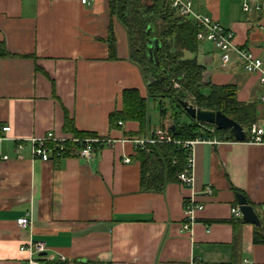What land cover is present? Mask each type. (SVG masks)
I'll use <instances>...</instances> for the list:
<instances>
[{"label": "crops", "instance_id": "1", "mask_svg": "<svg viewBox=\"0 0 264 264\" xmlns=\"http://www.w3.org/2000/svg\"><path fill=\"white\" fill-rule=\"evenodd\" d=\"M191 1L193 12L233 30L240 47L259 52L264 11L245 13L243 0ZM210 42L214 46L205 50L199 43L198 53L186 57L204 66L205 83L236 86L238 100L256 104L263 121L257 76L235 56L224 68L220 48ZM151 79L131 60L128 30L110 0H0V135L9 137L0 140V264H27L20 247L31 239L48 246L41 264H264V243L254 241L264 223V144L249 142L250 129L242 125L243 141L227 129L218 138L216 125L197 136L215 143L195 146L193 191L204 209L184 231V198L192 189L179 173L162 190L144 185L139 154L156 144L140 148L132 140L165 127L174 136L179 108H165L164 115L160 104L158 123L149 114L145 132L138 121L110 126L111 113L123 108L124 90L137 88L148 97ZM67 121L116 142L96 146L89 161L34 157L26 140L50 131L74 135L66 132ZM19 142L26 148L19 150ZM238 193L255 208L259 226L232 212L240 210ZM26 216L31 224L22 228L17 220Z\"/></svg>", "mask_w": 264, "mask_h": 264}, {"label": "trees", "instance_id": "2", "mask_svg": "<svg viewBox=\"0 0 264 264\" xmlns=\"http://www.w3.org/2000/svg\"><path fill=\"white\" fill-rule=\"evenodd\" d=\"M174 0H110V8L128 30L131 60L138 64L144 77H154L148 86V97L141 95L137 88L125 89L122 96L123 108L110 115V126L119 122L138 121L145 132L150 122L148 99H168L174 113L173 137L177 140L195 139L204 130L215 127L201 124L191 118L183 109L182 101L190 100L195 106L220 111L245 128L257 120L256 104L243 103L237 98L234 85H215L204 82L205 68L197 57L187 58L186 54H197L199 42L198 25L191 16L181 15L173 7ZM157 39V62H151L147 55L149 40ZM178 83V87H175ZM208 90V92H203ZM164 101V100H163ZM161 112L165 115L164 102ZM184 114L190 121L182 122ZM66 132L77 137H95L96 133L78 131L72 121H67ZM227 135L224 129L215 127V135ZM98 146V144H95ZM142 165V183L152 190H162L165 184L177 178L186 166L187 150L181 144L158 143L150 150L139 154ZM263 232L256 231L254 241L264 243Z\"/></svg>", "mask_w": 264, "mask_h": 264}, {"label": "built area", "instance_id": "3", "mask_svg": "<svg viewBox=\"0 0 264 264\" xmlns=\"http://www.w3.org/2000/svg\"><path fill=\"white\" fill-rule=\"evenodd\" d=\"M94 0H82L83 4ZM173 7L181 15L193 16L199 31L198 39H207L214 42L221 51V60L223 67H227L235 56L237 61L242 64L245 72L256 75L260 85L264 88V18L259 20L258 30L262 33L259 52L255 49L240 47L235 42V33L233 30L222 26L218 21L211 19L208 16H202L192 11L191 0H174ZM242 9L245 13L253 14L264 11L263 0H243ZM175 83V87H178ZM261 102L264 104V89L261 94ZM119 124H122L119 122ZM3 131H10V126H3ZM251 139L249 142L255 144H264V120L255 121L250 126ZM9 138L6 135H0V140ZM133 142L140 148H147L148 145L157 143H174L181 144L188 149L187 163L185 168L179 173L178 177L183 186L192 189V193L184 198V223L183 230L191 231L193 225L197 221V213L204 209V205L196 200L195 191V169H196V154L195 146L198 143L214 142L206 138L197 137L193 140H177L175 139L167 127L151 132L147 138L134 137ZM31 145L32 154L43 161H49L52 157L65 158L69 156H80L86 160H92L95 144L106 145L114 144L116 139L107 137H77L74 135L58 136L54 132H48L44 136L29 138L26 140ZM19 150L25 149V143L19 142L17 145ZM5 160H9V156H3ZM129 161L130 159H126ZM206 192H211V188L207 187ZM232 212L236 216H241L239 208H233ZM20 227L26 228L31 224V217H21L17 220ZM20 250L25 252L27 264H41L43 254L48 251L47 244L42 240H29L24 243ZM41 259V260H40ZM63 259L65 257L63 256Z\"/></svg>", "mask_w": 264, "mask_h": 264}, {"label": "water", "instance_id": "4", "mask_svg": "<svg viewBox=\"0 0 264 264\" xmlns=\"http://www.w3.org/2000/svg\"><path fill=\"white\" fill-rule=\"evenodd\" d=\"M153 43L154 51H152ZM148 46V56L150 60L157 61L156 59V49L159 48V44L157 40H149ZM153 82V79L149 81V84ZM183 109L194 119L201 123L213 124L221 129H227L238 141H243L245 139L244 128L236 122L234 119L227 117L220 111L205 109L196 107L189 100H184L181 102ZM238 203L240 206V210L242 212L243 220L245 222L251 223L253 225L259 226L261 224V220L259 215L257 214L255 208L249 204L245 195L238 193ZM43 255H46L44 253Z\"/></svg>", "mask_w": 264, "mask_h": 264}, {"label": "rangeland", "instance_id": "5", "mask_svg": "<svg viewBox=\"0 0 264 264\" xmlns=\"http://www.w3.org/2000/svg\"><path fill=\"white\" fill-rule=\"evenodd\" d=\"M199 43H200V47L201 48L203 47V49H205V50H206L207 47H210L211 45L214 46V44H211V42L208 41L207 39H203V40L199 41ZM187 56L191 57V53H188ZM163 100L156 99V98L150 99V105L151 106H149V114L151 116V123L152 124H157L158 123V118L161 117L160 116V107H159L161 101L164 102V106H165V108L168 109L169 113L173 111V108L171 107L172 103L168 99H163Z\"/></svg>", "mask_w": 264, "mask_h": 264}]
</instances>
